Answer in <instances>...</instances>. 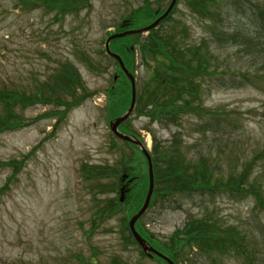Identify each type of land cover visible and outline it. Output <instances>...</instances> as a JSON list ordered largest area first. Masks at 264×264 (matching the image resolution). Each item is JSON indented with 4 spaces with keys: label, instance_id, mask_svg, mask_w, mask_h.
<instances>
[{
    "label": "rangeland",
    "instance_id": "obj_1",
    "mask_svg": "<svg viewBox=\"0 0 264 264\" xmlns=\"http://www.w3.org/2000/svg\"><path fill=\"white\" fill-rule=\"evenodd\" d=\"M32 1L25 9L17 0H0V90L26 96L23 108L10 109L24 127L0 134V190L12 174L4 164L23 166L0 198V264H80L78 258L89 264H163L141 255L134 245L124 246L122 213L92 231L98 207L116 196L104 188L114 180L89 183L81 168L116 167L126 149L112 137L105 117L106 106L115 103L108 98L112 89L123 83L119 67L104 51L107 39L119 33L130 14L140 15L149 3L157 9L159 3L161 16L172 0H90L77 14L61 18ZM192 1L179 0L172 20L160 25L156 36L172 38L182 49H208L210 76L202 82L199 103L204 111L216 113L214 119L209 126L203 124L200 112L174 121L150 120L136 110L125 131L134 133L150 155L155 149L159 156L174 154L176 159L179 154L191 165L200 156L217 158L213 184L224 187L159 199L141 223L155 241L172 248L176 233L182 234L194 220H208V236L225 240L226 231L235 230L256 264H264V208L251 194L264 203V0H219L203 12L193 10ZM134 40L137 96L146 102L152 69L160 65L152 47L141 49L152 42L147 34ZM64 65L77 71L83 87L78 94L85 98L66 115L59 105L70 97L49 88L55 83L53 72ZM49 99L54 103L44 104ZM136 160L139 176L148 181L147 163ZM251 161L254 165L241 185L252 191L247 196L226 191L230 174L233 183L242 181ZM120 190L119 200L125 202L126 186ZM179 264L246 263L235 254L209 257L194 249Z\"/></svg>",
    "mask_w": 264,
    "mask_h": 264
},
{
    "label": "trees",
    "instance_id": "obj_2",
    "mask_svg": "<svg viewBox=\"0 0 264 264\" xmlns=\"http://www.w3.org/2000/svg\"><path fill=\"white\" fill-rule=\"evenodd\" d=\"M17 1L21 2L22 6L27 9L30 6V1L32 0ZM60 1L61 0H34L32 2L37 7L45 8L49 12H56L55 14H58L60 18L61 16L67 14H77L90 2V0ZM192 4L193 10L197 12H203L205 8L207 10V7L217 6L219 4V0H193ZM26 6L28 7L26 8ZM157 6L158 8L154 9L149 3L145 6L146 8L143 9L140 15H133L132 13L129 15L130 18H126L125 22L129 24V28L131 29H144L159 18V3H157ZM176 9L177 6L175 7L172 14L163 23L170 22L172 20ZM157 30L158 29L148 33V37L152 40V42L148 46L145 44V46H141V49L144 51L146 48L152 47V53L156 57L155 59L160 66L156 69H152V77H150L147 83L148 85H151V92L149 93L147 101L145 102L143 98L136 95L135 111H138L137 115H145L146 118L149 117L150 120H153L154 117H156V120L158 118L164 119V117H168L170 120L174 121L181 115L185 116L189 115V113L198 114L203 112L202 115H198L200 116L198 119L201 120L202 123L206 121V123L203 124H207L209 126L216 113L204 111L199 101L202 95L201 92L204 91L202 82L206 76H210V73L208 72L212 63V58L209 55L210 52L205 46L202 45L192 48L186 47L185 49L179 48L177 43L172 41V38L164 40L161 37H157ZM121 31L122 30L119 27V32ZM139 37H141V35H133L124 39L116 40L110 45L111 51L116 53L122 59L126 69L134 76L136 72V52L134 44L136 43V40H134V38ZM110 60L115 62V66L118 65L115 60ZM89 63L90 62L88 61V64ZM53 73L54 75L52 79L55 81V83H53V85H51L49 88L52 90L60 89V93L62 95L67 94L70 97V100L67 102L61 100V104L59 105L62 107L64 112L63 114L66 115L67 112L72 110V108L75 109L85 99L84 97H80L81 94H78V92L83 89L81 80L77 71L68 65H64L60 68V70L54 71ZM120 73L123 83H117L118 86L115 87V89L111 88V95L108 97L110 98L109 101L115 102V105L113 104L110 106L109 103V105L105 108L107 113L106 118L109 121L121 117L129 108L128 106H130V83L121 71ZM212 73H214V71ZM47 84L45 85L43 83L42 87L44 86L47 93L51 94V90L47 87ZM3 91L4 89L0 90V134L2 132H12L22 125V127H24V124L21 123L20 118L14 116L10 109L16 106H22L23 108L24 102L26 100V96H23L22 98H16L14 93L9 95ZM83 92L84 90L82 93ZM90 96L91 95H89V97ZM48 103H54V100L49 99V101L45 102L44 104ZM147 110L148 113H146ZM6 112L10 113L9 119H7V116H5L7 115ZM154 112H158V114L155 116ZM126 127V124L122 125L119 127L120 131L126 135L134 136V133L128 132L129 130L125 131ZM114 139L117 138L114 137ZM122 143L125 145L126 149L121 151L119 156L120 161L117 163L116 167H106L100 169L83 165L81 168L82 178L89 181V183L94 180L97 182V180L101 179L114 180L113 183L107 184L106 187H104V185L98 186V184H96V188L104 187L109 191L111 190L115 192L116 196L113 199L106 200L102 207H98L91 219L92 231L96 229L104 220L113 218L114 216L122 213L124 217L122 221L124 225L122 232H126L128 235H126L124 238V246L128 248L134 245V247L140 251L141 255H144L140 247L134 242V239L129 231L128 223L130 219H132V217H134L141 210L147 195L146 191L148 189L147 179L145 178L146 181H144V177L139 176L142 174V170L136 165L139 163L137 162L136 157L141 159L145 166L146 161L138 148L125 142ZM173 155L174 154L171 156L168 154H163L162 156H159L156 149L154 150L153 154H151L150 158H152V168L154 170L155 190L149 207L150 209L155 207L157 200H165V198L169 199V197H172L173 194L176 193L181 194L186 191L191 193L200 192L204 194V192L207 191L214 192L217 190H223L222 187L224 186L220 183L219 185L213 184L215 176L212 168L217 163V158L213 156H200L198 162L194 161L191 165L186 164L184 159L181 160L179 158V154L177 155L176 159H174ZM160 157H162L163 164H161ZM251 162L245 167L242 181L233 183L230 174V182L226 185V191L241 193L243 195L246 194V196L252 191V189H244L241 185L251 172L250 170L255 161L252 163ZM0 166L2 165L0 164ZM4 167L11 169L12 174L8 178L6 185L0 190V198L2 195H4L5 191H7L6 189H8L11 180L17 179V176L21 173L23 166L21 163L13 162L11 164L5 163ZM125 175L127 176V179L126 181H122L121 179ZM124 186H126L125 195L127 198L125 202L121 203L118 195L122 190H120V188ZM251 194L254 196L257 206L263 209L264 203L261 202V197L258 194H255L254 191H252ZM141 221L142 220L136 224V231L143 237V239H145V241L148 242L152 248L168 257L174 264H179L180 261L183 262L189 259L194 249H198L199 253H203L209 257H211L214 253L217 255L221 254L222 256L235 254L239 258L243 259L246 264H256L257 262L255 258L251 257L253 256L251 253L252 251H248V246L245 245L244 238L240 237L239 233H237L235 230H232L233 233H231V231H226L229 233V236H227L225 240H217V238L208 236V220H194L193 223L188 224L182 233L183 237L181 239L180 235L182 234L176 233L175 236H179L178 238H175L172 248H168V245L155 241L153 237L146 231L145 226H143ZM192 225L194 226L191 228ZM144 256L146 257V255ZM78 260L81 262L80 264H89V262L85 263V261H83L81 258H78ZM155 260L166 264L157 258H155ZM116 262L117 264H121L118 261Z\"/></svg>",
    "mask_w": 264,
    "mask_h": 264
},
{
    "label": "water",
    "instance_id": "obj_3",
    "mask_svg": "<svg viewBox=\"0 0 264 264\" xmlns=\"http://www.w3.org/2000/svg\"><path fill=\"white\" fill-rule=\"evenodd\" d=\"M177 0H173L172 3L170 4L169 8L167 9V11L164 13V15L162 17H160L158 20H156L152 25H150L149 27L145 28L144 30H136V31H128V32H124L123 34H117L114 35L112 37H110L105 44V49L106 52L108 54V56L114 58L120 66V68L122 69V71L125 73V76H127V78L129 79L130 83H131V91H132V99H131V105L129 106V110L127 111V113L117 119L116 121H114L113 123H111V130L112 132L115 134V136L117 138H119L121 141L133 144L135 146H137L140 151L142 152V154L144 155L146 161H147V165H148V177L149 179V188H148V193L145 199V203L142 207V209L131 219V221L129 222V229L130 232L135 240V242L141 247V249L143 250V252H145V254H147L149 257L152 256H156L160 259H162L163 261H166L167 264H173L171 261H169L168 258L162 256L161 254H159L158 252L154 251V249L148 247V245L146 244L145 241H143V239L137 234L136 230H135V225L137 223V220H139L144 213L147 211L146 209H148L149 203L151 201V197L153 195V188H154V176H153V168L152 167V162H151V158L149 157L148 152L144 149V147L142 146V144L137 141L135 138H130V137H126L120 133H118L117 127H119L122 123H124L129 116L132 114L134 106H135V98H136V88H135V80L134 77H132V75L125 69L121 59L116 56L113 55V53L110 52L109 50V43L112 40H116V39H121L124 38L126 36H131V35H143V34H147L148 32H150L151 30L157 28V26L164 20L166 19V17H168V15L171 13L172 9L175 6ZM125 26V25H124ZM124 26H122V28H124Z\"/></svg>",
    "mask_w": 264,
    "mask_h": 264
}]
</instances>
